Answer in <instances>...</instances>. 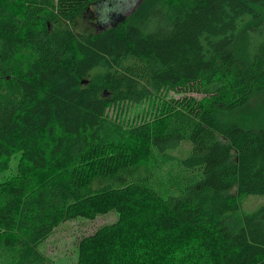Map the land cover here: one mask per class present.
<instances>
[{
	"label": "trees",
	"instance_id": "obj_1",
	"mask_svg": "<svg viewBox=\"0 0 264 264\" xmlns=\"http://www.w3.org/2000/svg\"><path fill=\"white\" fill-rule=\"evenodd\" d=\"M100 1L0 0V173L22 159L0 206L5 243L43 264L37 247L60 225L113 211L78 241L77 264H264V203L241 214L264 198V120L225 119L264 92V0H138L119 30L79 37ZM11 5L33 14L19 22ZM165 88L196 97L127 129L106 120ZM183 143L187 175L164 196L148 153ZM99 156L104 169L78 180Z\"/></svg>",
	"mask_w": 264,
	"mask_h": 264
},
{
	"label": "rangeland",
	"instance_id": "obj_2",
	"mask_svg": "<svg viewBox=\"0 0 264 264\" xmlns=\"http://www.w3.org/2000/svg\"><path fill=\"white\" fill-rule=\"evenodd\" d=\"M138 0H102L95 6H92L84 18L75 23L73 31L76 35L83 38L105 29L119 30L122 21L134 9ZM13 16L19 22L27 20L33 14L30 6H12ZM180 89L153 91L150 97L140 105H127L126 103H117L110 106L107 110L106 120H111L117 124L128 128L130 125L139 124L157 116L164 109V105L174 106L173 102L184 97L194 96L189 92H179ZM196 97V96H194ZM226 120L233 123H240L243 126H256L258 122L264 120V92L256 94L241 109L227 115ZM156 120V118H155ZM164 127L162 119L154 125L156 130ZM130 152H136L139 156L143 155L149 146L142 140H133L130 145ZM190 151L188 143H183L176 149L167 154L148 153L150 162L155 167V184L157 190H160L164 196L169 193V187L175 181H178L182 175L186 176L184 168L180 162ZM165 155V156H164ZM164 156V157H162ZM106 156H99L91 164L89 161L82 164L77 171V179L84 181L99 174V169H104V160ZM22 165L21 154H14L6 163L5 169L0 173V206L3 204L6 194V184L15 181L19 169ZM5 188V189H4ZM235 189L228 192L233 195ZM264 203V198L250 196L245 198L241 207V214H250L257 207ZM117 221V214L113 211L99 216L94 220L77 218L60 225L54 230L49 239L37 247V252L41 257L43 264H77V244L78 241L102 226L112 224ZM20 251L15 248L12 241L5 243L4 235L0 234V264H23Z\"/></svg>",
	"mask_w": 264,
	"mask_h": 264
},
{
	"label": "flooded vegetation",
	"instance_id": "obj_3",
	"mask_svg": "<svg viewBox=\"0 0 264 264\" xmlns=\"http://www.w3.org/2000/svg\"><path fill=\"white\" fill-rule=\"evenodd\" d=\"M87 11H88V10H87ZM86 13H87V12H86ZM86 13H85V15H86ZM85 15H84V16H85Z\"/></svg>",
	"mask_w": 264,
	"mask_h": 264
}]
</instances>
